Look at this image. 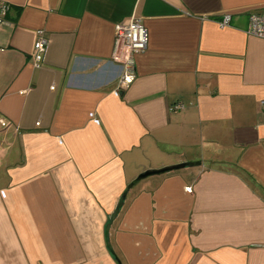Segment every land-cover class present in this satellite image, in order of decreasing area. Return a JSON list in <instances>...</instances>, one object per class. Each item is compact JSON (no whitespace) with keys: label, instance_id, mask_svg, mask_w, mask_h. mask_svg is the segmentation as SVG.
Masks as SVG:
<instances>
[{"label":"crops","instance_id":"obj_1","mask_svg":"<svg viewBox=\"0 0 264 264\" xmlns=\"http://www.w3.org/2000/svg\"><path fill=\"white\" fill-rule=\"evenodd\" d=\"M0 2V264H264V0Z\"/></svg>","mask_w":264,"mask_h":264},{"label":"built area","instance_id":"obj_2","mask_svg":"<svg viewBox=\"0 0 264 264\" xmlns=\"http://www.w3.org/2000/svg\"><path fill=\"white\" fill-rule=\"evenodd\" d=\"M9 11L10 7L7 4L0 2V25L4 24ZM230 22L231 17L226 16L222 20V26H228ZM246 33L250 36L264 39V13H251L249 15V24ZM118 37L122 40L124 48L129 54L144 52L148 48V32L136 19H134L129 26L119 28ZM46 45V40L43 37L39 38L36 44L37 51L39 53L44 52ZM132 81V76H125L122 80L125 85ZM262 105L264 106V102H262ZM174 108L175 110H181L183 109V106L177 104Z\"/></svg>","mask_w":264,"mask_h":264},{"label":"water","instance_id":"obj_3","mask_svg":"<svg viewBox=\"0 0 264 264\" xmlns=\"http://www.w3.org/2000/svg\"><path fill=\"white\" fill-rule=\"evenodd\" d=\"M196 166H200V163H198V162H185V163H181V164H177V165H173V166L163 167L161 169L146 170L143 173H141L131 184H129L126 192L121 196L115 211L110 216L109 224L106 227V237L108 239L107 244H108V248H109L110 252L113 255H115V253H114V250H113L111 243L109 241L110 229H111V226L113 225V223L115 222V220L118 218L120 211H121L122 207L124 206L125 200L129 194L130 190H132L137 184H139L141 181H143L147 178L154 177V176H161L164 174H169L172 172H176L179 170H183L186 168H192V167H196ZM116 260L120 264V261L118 260V258Z\"/></svg>","mask_w":264,"mask_h":264}]
</instances>
